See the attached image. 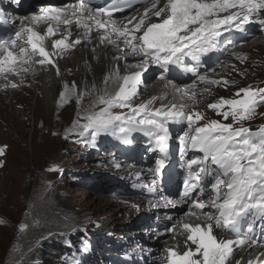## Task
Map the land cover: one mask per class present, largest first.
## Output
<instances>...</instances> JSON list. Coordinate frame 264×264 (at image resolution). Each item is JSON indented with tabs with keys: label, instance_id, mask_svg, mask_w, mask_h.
<instances>
[{
	"label": "snow or ice",
	"instance_id": "obj_1",
	"mask_svg": "<svg viewBox=\"0 0 264 264\" xmlns=\"http://www.w3.org/2000/svg\"><path fill=\"white\" fill-rule=\"evenodd\" d=\"M147 2L151 7H146L139 19L135 16L128 19L123 27L113 19V16L132 8L133 0H116L107 7L95 9V12L107 16L110 24L91 15L84 18V12L92 10L83 3L71 13L65 8L45 10L42 15L33 16L30 24L22 23L9 39H0V75L10 73L19 76L29 72L33 64L49 65L59 75L60 68L52 58L54 51L72 48L81 43V38L78 37L72 43L66 42L67 36L56 39L51 44L53 52L48 50L45 41L56 35V28L61 23L71 26L75 22L78 27L85 30V37L91 32L93 24L96 29L110 32L111 35L101 36V43L107 41L115 44L122 38L126 48L120 49L121 51L130 50L142 55L143 65L158 66L162 70L158 78L165 80L167 85L180 92L181 89L167 75L170 66L180 65L185 56L197 59L198 53L215 46L217 38L225 30L223 26H234L242 31L243 24L250 22L253 15H258L264 10V0H167L163 7H157L159 0ZM233 9L236 11H232ZM149 13L156 18L163 14L164 18L158 23L151 22ZM220 13L227 14L221 16ZM89 20L92 23H89ZM40 21L48 23L44 35L34 30ZM236 21L238 23H234ZM259 23L264 25V20H260ZM185 70L193 74L198 72L196 66H185ZM110 79L112 77H105V85ZM117 79L122 81L118 83V90L114 93H109L107 88L100 91L89 109H84L82 118L86 122L83 124L75 122L73 129L69 131L75 130L81 137L88 134L90 137L88 142L95 146L97 137L102 133H111L123 142H128L131 132L143 126L141 130L152 137L155 149L162 154V157L157 159L154 170L155 174H161L169 149L168 125L186 122L187 130L178 138L181 151L190 147L203 154L202 161L191 159L188 162V178L184 182L179 202L189 205L188 211L192 215H203L207 219L203 226L199 223L182 224L181 227L187 234L186 250L181 252L178 247L166 248L165 264H228L235 247L257 246L259 243L257 240L249 235L239 234L238 230L241 219L250 213L264 218V125L253 131L242 122L252 120L257 115V108L264 103V87H243L236 91L233 98L220 97L210 103L208 108L222 116L224 120L231 118V123H223L210 119L198 111H189L184 105L178 106L175 102L169 106L153 108L151 107L153 100H149L134 107L131 100L137 95L138 86L142 83V73L119 76L117 70ZM198 80L201 84L224 87L234 83L226 78L208 80L202 75L198 76ZM20 83H23V80ZM17 86V83H11V87ZM76 88L75 82L71 86L65 82L64 91L59 94L60 101L66 102L67 97L74 93ZM86 94H88L86 91L77 93L78 105ZM181 95L184 93L181 92ZM196 95L193 92L190 99L195 101ZM97 104L104 107L98 112L91 111L90 109L95 108ZM114 108H129L131 115L114 113L112 111ZM6 147H0V157L5 155ZM202 163H210L214 167L211 169L207 166L202 167L200 166ZM0 167H4L2 159ZM48 171L60 169L54 165ZM139 175L137 173V177ZM209 176L212 177L210 184L212 198L206 201L193 194L197 190L204 191L205 180ZM168 203L175 206L177 202ZM205 209L208 211H204ZM3 223L4 221L0 219V224ZM27 227V224L19 225L20 231ZM214 229L220 231L214 232ZM175 230L173 226L166 231ZM252 232L253 227L249 226L247 233ZM234 233L237 234L235 239L231 238ZM236 264L241 262L237 261ZM247 264H264V252L259 253L255 261L249 259Z\"/></svg>",
	"mask_w": 264,
	"mask_h": 264
},
{
	"label": "rangeland",
	"instance_id": "obj_2",
	"mask_svg": "<svg viewBox=\"0 0 264 264\" xmlns=\"http://www.w3.org/2000/svg\"><path fill=\"white\" fill-rule=\"evenodd\" d=\"M1 1L0 6L3 4ZM10 1L6 0L7 5L4 6L10 8ZM31 1L32 8L26 9L22 15L36 13L39 5L47 3L42 0ZM69 1L76 0H53L49 5L61 6ZM146 5L148 3L139 7ZM252 17L257 22L264 20V10ZM258 34L260 35L257 36ZM255 37L254 45L257 48L239 55L224 74L219 73L223 75L221 78L227 77L234 83L227 87L215 85L211 94H204L198 100L206 104L208 111L214 112L208 108L210 103L220 97L233 98L240 88L264 87V25L257 28ZM230 59L231 57L228 61ZM218 70L214 75H217ZM53 73L54 76L57 75L56 71ZM115 88L113 93L118 90V85ZM144 92V89L137 90V96L132 98L131 104L135 105L136 101L142 100L146 95ZM151 99H147V102ZM157 99L158 96L153 99L151 107ZM3 102L0 104V118L11 120L9 101L4 98ZM28 102V110L18 118L20 129L0 128V147L7 146L5 155L0 157L4 161V167H0V219L4 221L0 224V264H81V259L71 260L66 254L75 245L83 249L84 264H146L145 259L150 254L156 261L149 264H158L164 241L173 234L170 235L165 230L156 236L162 238L159 241H147L154 244L148 246L150 250L141 248L148 245L146 241L139 239H149L145 237L150 229L148 226L151 225L147 221L151 218L149 210L146 206H141L142 209L129 206L127 211H120L119 207L123 202L121 197L138 196L132 193L129 184L118 188L123 185L118 178L125 176L127 182L132 174L124 175L120 172L122 170L113 169L112 160L106 165L99 164V161L102 163L105 152L94 150L101 143L98 138L95 146H92L88 142L89 136L79 138L77 131H69L73 126L62 133L42 129L37 109L40 107L44 111L43 99L39 95L37 98L30 97ZM183 102L176 104L184 105ZM74 104L79 107L76 100ZM90 104H87L88 109ZM102 107L104 106L97 104L90 110L98 112ZM112 110L125 115L131 114L121 108ZM75 111L73 108L65 118L72 120L73 125L75 122L85 123L83 115ZM208 118L223 123L232 122L231 118L224 120L215 112ZM242 123L251 129L264 125V103L257 108V115L252 120ZM54 165L60 171H48ZM114 178L119 182H114ZM147 182H143V188L148 185ZM161 214L164 220L172 224L175 215L167 209H163ZM177 217H180V212ZM193 223L195 225L198 222ZM20 224H27L28 227L20 231ZM239 251L240 249L235 248L233 256ZM126 254L135 261L129 260Z\"/></svg>",
	"mask_w": 264,
	"mask_h": 264
},
{
	"label": "bare ground",
	"instance_id": "obj_3",
	"mask_svg": "<svg viewBox=\"0 0 264 264\" xmlns=\"http://www.w3.org/2000/svg\"><path fill=\"white\" fill-rule=\"evenodd\" d=\"M42 1H47V3L45 5H40L38 9L39 11H37L36 13L22 15L21 13L26 9L32 8L31 0H11L10 2H8V4H11L10 8L4 6L7 5V2L6 0H2L1 2L3 4H1L0 6V39L3 37L9 39L10 37H12V35H14V29L18 30L21 27L22 23L24 25L30 24L33 16H40L45 10L65 8L68 13H71L72 11L80 8L82 3L86 5L88 9L92 10L91 12L85 11L83 14L84 18H87L89 15H91L96 19H101L105 23L110 24V22L108 21V17H103L100 13L95 12L96 8L102 6V4L109 0H76L75 2L69 1L68 3L61 6L49 5L53 0ZM166 3L167 0H159L157 7H163ZM146 7L150 8L151 4L148 3V5L146 6L136 8L133 12L127 13L123 17L122 15L113 16L115 17L113 19H116L119 25L123 27L125 24H127L128 19L134 16L139 19V17L144 14V10ZM232 11L236 10L233 9ZM223 14L225 15V13H220L221 16H223ZM77 15H79V13ZM149 16L151 18V22L157 23L164 18L163 14L160 18H156L155 16L151 15V13H149ZM251 22L258 23L257 21L253 20V17L251 18ZM89 23H92V21L89 20ZM234 23H238V21ZM47 26V22L40 21L35 25L34 30L44 35L47 31ZM223 27H225V30L223 31L222 35L217 38L215 46L208 49L207 51L200 52L199 55H197L198 61L192 63L193 66H196L198 68V72L194 77L186 76L187 79L182 80L181 85H177L181 89L180 92H177L171 85H167V82L165 80H161L158 78L160 72L162 71L158 66L153 64L143 65L141 63V61L143 60L142 55L133 53L130 50L121 51L120 49L126 48L122 38L120 40H117L115 44L107 41L101 43V36L111 35L110 32H106L104 29H96L93 24L91 32L87 37H85V30L78 27L75 22L71 26H65L61 23L58 28H56V35L49 37L45 41L48 50L50 52H53L54 50L51 47L52 41L56 39H62L65 36L70 37L67 38L66 42L68 43L74 42L78 37L81 38V43L66 50L57 49L54 51V55L52 58L60 68L59 75H53V72L55 70L51 66H40L38 64H33L29 72L22 73L19 76L10 73L0 75V104H3V99L6 98L9 101V105L11 106L10 111L12 113L11 120H6L3 117L0 118V128L13 127L20 129V120L18 118L28 110V101L30 97L37 98L40 95L41 99H43L42 104L44 106V111L40 107H38L37 114L40 119L42 129H47L50 132L55 131L62 133L63 131L72 128L73 126L72 120H70L69 118H65L67 114L73 111V108L76 110L75 112L78 113L79 111V114L84 115V109H88L87 104L91 103L100 91L107 88V91L109 93H113V89L116 87V85H118V83H120V81L117 79V70L119 76L130 75L136 72L142 73L143 83L138 86V90H146V92H144V94L146 93V95H144V98H142V100L136 101V104L134 103L135 105H133L134 107L140 105L141 103H146L147 99L149 98H152L151 100H153V97L156 98L158 96L161 98V102H155L156 106L154 105L153 108L161 107V105L168 106L169 104L171 105V103L174 102L180 103L184 101V106L187 110L198 111L200 113H203L207 117L212 116L214 112L208 111L206 109V104H203L201 100H198L202 98V95L204 96V94H211L210 91L214 89L215 85L201 84L198 80V76L202 75L208 80L225 79L221 78L223 77V75H219V73L222 72V74H224L223 72H226V68L229 67V65H226V63L232 64L239 55L245 53L246 51H253L255 48H257V45H254V43L256 40V31L257 28L260 27V25L251 30L248 33L249 36L246 39L237 42L233 41L232 46L236 49V51H234V53L232 54L231 61H228V59H224L221 62L220 57H218L217 59L206 65L204 68H201V63L203 62V60L207 56L212 55L215 51H217L219 46H222L224 44L227 36L231 33H234V31L237 29L234 26L229 28H227L226 26ZM259 35L260 34H258L257 36ZM113 39H115V37H113ZM225 52L227 53L228 51L225 50ZM230 54L231 53H229V55ZM37 59L39 58L37 57ZM186 66H188V63ZM219 68L220 70H218ZM216 70H218L219 72L217 73V75H214L217 72ZM167 75L169 76V78L173 79L174 83L181 81V77L179 75H172L170 72ZM106 76L112 77L107 85H105L104 83V79ZM21 80H23V83H20ZM65 82H67L69 86H71V84L75 82L77 88L74 93L70 94L67 97L66 102H61L59 99V94L64 91ZM11 83H17L18 86L16 88H13L11 87ZM186 85H194V87H185ZM93 86H95V88H93ZM205 89H207L208 91H204ZM81 91H86L88 94H86L81 100L79 107H76L74 101L76 100L77 93ZM181 92L184 93L183 96L181 95ZM193 92L197 94L195 101L190 99ZM177 105L179 106L181 104ZM125 110H127L130 114L131 109H122V111ZM112 111L114 112V110ZM137 119H139V117H137ZM168 126L170 130L169 145L172 147H175L177 145L180 146L179 139L173 140L172 136L176 135L179 138V136H181L183 132L187 130L186 122L170 123ZM142 127L143 126L138 127L135 131L131 132L130 135H133L135 138H133V141L128 140L127 142L130 146L136 147V151L137 153H139L138 156L135 155L132 158H126L125 156H123L121 153V147L125 142L118 139L116 136H113L112 138H106L100 136V134L99 138L100 140H102V142L98 146H96L94 150H102L103 152H105V157L103 158L102 163L101 161H99V164L106 165L108 161L112 160L111 166L113 169L122 170L120 172L124 175H127L129 173L132 174L131 179L127 182H125V176L119 177L118 180H121L123 185L118 188L121 189L123 186L129 184V189L131 188L132 193L138 194V196L130 198L121 197L123 202L119 207L120 211L126 210L129 206H135L136 209H142L141 206H146L149 210L151 218L147 221L150 222L151 225L148 226L150 229L148 231V235L145 236L149 237V239L146 240L143 237L139 239V241H146L148 245L142 246V249L150 250L148 246L151 247L154 246V244L153 242L147 241H159L162 238H156L157 235L175 226V231H166L168 234L173 235L164 241L162 251L159 256L158 264H165L166 248L178 247L181 252L186 250L185 241L187 234L184 233L181 227L182 224L188 223L190 225H193V221H196L203 226L207 218L203 215L194 216L189 213V205L179 202L182 194L174 192L177 184L181 182L186 175L185 161L187 159H192V154L186 153L185 150L182 152L181 147L180 154L177 157H172V159L175 160L174 162L176 163V167L174 168L177 170L174 182L171 184L170 181L167 180L165 185L162 186L166 189V191L164 192H159L157 191V189H153L147 186L144 187L146 189L143 190V182H147V179L145 180V178H152V176L155 175L154 170L156 167L154 168L152 161H157V155L160 152L159 150L155 149L152 137L146 131L141 130ZM135 133H139L140 135H137ZM85 136L89 135L86 134ZM79 138H81V136H79ZM145 152L146 154H144ZM117 165H119V167H117ZM137 173L140 174L139 177H137ZM118 180L114 178L113 181H117L116 183H118ZM150 180L148 179L149 183H152L153 181ZM146 190L149 192V195ZM193 195L199 196L201 199L206 200L208 196L212 195L211 188L205 189L203 192H196ZM168 196H173L175 199H177V203L175 206H172L168 203L169 199H166ZM163 209L169 210V212L176 216L173 217L174 220L172 221V224L163 219V215L161 214V212H163ZM204 211H208V209H205ZM179 212L180 217H177V214ZM156 214H158V216H156ZM192 218L194 220H192ZM260 221H264V218L256 216V219L247 225V228L249 226L253 227V232L247 233V229L243 228L246 219H241L240 228L238 230L239 233L243 235H249L259 243L257 246L251 248L247 245H245L244 247H235L238 250L240 249V251L236 255H232L229 258L228 264H236L237 261H240L241 264H247V261L249 259L255 261L259 253L264 252V236L258 235L259 227H256V223H260ZM219 231V229H214V232ZM254 233H256L257 235H254ZM192 247L194 248L195 246ZM153 257L154 256L150 254V256L145 259V263L149 264V262L151 261L155 262L156 260Z\"/></svg>",
	"mask_w": 264,
	"mask_h": 264
},
{
	"label": "trees",
	"instance_id": "obj_4",
	"mask_svg": "<svg viewBox=\"0 0 264 264\" xmlns=\"http://www.w3.org/2000/svg\"><path fill=\"white\" fill-rule=\"evenodd\" d=\"M75 249L77 250L78 255H77V259H81V264H84L85 263V259L83 258L84 256L81 254V251H83V249L81 248V246H78V245H75ZM68 258H69V253H66ZM64 262V261H63Z\"/></svg>",
	"mask_w": 264,
	"mask_h": 264
},
{
	"label": "water",
	"instance_id": "obj_5",
	"mask_svg": "<svg viewBox=\"0 0 264 264\" xmlns=\"http://www.w3.org/2000/svg\"><path fill=\"white\" fill-rule=\"evenodd\" d=\"M139 6L141 5V4H138ZM123 12H120L119 14H122ZM228 58H230V57H228Z\"/></svg>",
	"mask_w": 264,
	"mask_h": 264
}]
</instances>
